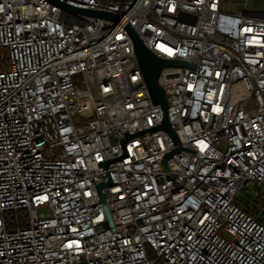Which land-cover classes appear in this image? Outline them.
Wrapping results in <instances>:
<instances>
[{"label":"built area","instance_id":"2783aa9c","mask_svg":"<svg viewBox=\"0 0 264 264\" xmlns=\"http://www.w3.org/2000/svg\"><path fill=\"white\" fill-rule=\"evenodd\" d=\"M57 1L0 0V264H264V8Z\"/></svg>","mask_w":264,"mask_h":264},{"label":"water","instance_id":"95a60500","mask_svg":"<svg viewBox=\"0 0 264 264\" xmlns=\"http://www.w3.org/2000/svg\"><path fill=\"white\" fill-rule=\"evenodd\" d=\"M53 1L58 2L57 0H53ZM64 6L73 10H79L81 12H85L90 15H94L106 19H113L116 20L117 22L120 21L123 17V15L114 12H105V11L92 10V9H77L68 5H64ZM128 29L135 41V50L138 57V61L143 72L144 80L149 88L152 100L155 104H161L164 109V120L163 123L159 126V128H163L167 130L168 132L173 134L175 138H177L176 133L172 129L168 119V115H167L168 100L164 88L159 83V77L162 69L165 66L182 65L185 64V62L181 60L165 59L155 54L150 48H148L144 44L139 34L132 27L129 26ZM171 154L172 153H167L165 156L164 163L166 165V168H168L166 161ZM110 183L111 180L99 184L98 188L100 192L105 185Z\"/></svg>","mask_w":264,"mask_h":264},{"label":"rangeland","instance_id":"374dc122","mask_svg":"<svg viewBox=\"0 0 264 264\" xmlns=\"http://www.w3.org/2000/svg\"><path fill=\"white\" fill-rule=\"evenodd\" d=\"M106 1V0H105ZM121 2L128 0H118ZM264 0H223L222 9L232 12H242L245 9H263ZM255 185V184H254ZM238 199L243 202L252 212L258 211L255 195L250 192L241 191Z\"/></svg>","mask_w":264,"mask_h":264}]
</instances>
